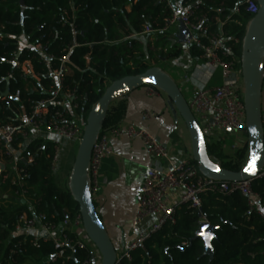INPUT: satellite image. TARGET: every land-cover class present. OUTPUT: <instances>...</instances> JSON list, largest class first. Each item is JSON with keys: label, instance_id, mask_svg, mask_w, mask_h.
I'll return each mask as SVG.
<instances>
[{"label": "trees", "instance_id": "1", "mask_svg": "<svg viewBox=\"0 0 264 264\" xmlns=\"http://www.w3.org/2000/svg\"><path fill=\"white\" fill-rule=\"evenodd\" d=\"M179 8H193L205 16L204 26L219 32L216 17L230 16L228 30L238 38L235 50L241 54L243 36L253 18L242 5L244 0H176ZM239 7V12L234 11ZM172 11L162 0H0V120L18 124L30 115L32 107L46 101L48 113L64 111L62 96L54 101L55 70L65 61L63 90L74 91L77 113L86 122L91 108L98 102L106 87L127 75L144 72L152 67L141 50L138 36L148 28L157 45L167 48L170 34L161 29ZM154 33V34H151ZM41 44L44 52L29 46ZM209 43V35L201 38ZM172 45V44H171ZM195 55L201 56L193 44ZM178 44L168 48L164 59L179 57ZM50 56L49 63L45 58ZM20 64L29 62L32 74H25ZM9 86V96L1 94ZM18 98V100L15 99ZM125 96L109 108L103 130L122 123ZM71 118V116H69ZM207 140L210 158L231 171L244 167L249 153L248 136L234 151H225L221 143ZM24 138L17 136L11 143L18 150ZM58 142L52 137H39L23 151L18 168L26 173L25 196L18 185L12 184L16 174L0 171V264H81L91 257V250L60 246L45 237L37 240L30 234H14L23 215L37 214L56 226L79 213L67 184L60 187L54 173ZM11 160L5 143L0 140V157ZM252 190L259 194L264 207V178L254 180ZM25 200V202H23ZM30 204L34 207L33 210ZM261 210L249 212L248 198L239 191L230 194L209 193L202 198L200 208L179 206L173 222L145 241V250L131 252L129 260L123 254L119 264H264V216ZM215 228L211 241L214 256L205 253L202 238L196 237L201 222ZM75 238L74 233H70ZM63 251V255L58 253Z\"/></svg>", "mask_w": 264, "mask_h": 264}, {"label": "built area", "instance_id": "2", "mask_svg": "<svg viewBox=\"0 0 264 264\" xmlns=\"http://www.w3.org/2000/svg\"><path fill=\"white\" fill-rule=\"evenodd\" d=\"M166 2L172 14L166 19L165 26L161 31L169 32L172 26L177 27L179 20L189 28L193 34L190 41L199 46L204 60L205 67L197 68L203 70L207 68L209 79L216 73L221 76V82L217 85H208L207 80L204 85L196 91L194 96L188 102L194 113L200 127L202 128L206 139H216L220 133L247 135L246 111L244 104V82L241 67V54L235 50V45L239 43L238 38H231L232 43H227L229 39L224 40L219 32L210 31L209 26H204L205 16H200L195 9L186 8L181 10L176 0H162ZM242 5L251 14L255 15L259 9L258 0H244ZM239 12V7L234 11ZM216 19V18H215ZM217 21V20H216ZM230 21V16L226 17L220 23V29ZM153 32L146 29L144 33ZM209 35V43L202 42L201 38ZM24 46L38 49L42 52L44 47L41 44L26 43ZM50 56L45 58L49 63ZM68 56L62 57V65L59 70L53 72L56 80V88L53 90L51 101L57 96H62L61 103L64 111H56L49 114L46 101H40L32 107L29 116L21 119L18 124L3 123L0 120V140L5 143L7 153L13 155L11 143L17 136L27 137L30 131L37 134L49 135L55 139H70L79 141L83 134L84 122L76 115L78 104L76 103L75 92L65 93L63 90L64 67ZM21 65L25 74H32V67L29 62ZM147 94H157L152 85H147ZM264 88V87H263ZM154 112L146 111V118L153 117ZM71 116V118H69ZM262 122L264 124V89L262 92ZM127 135L129 137L141 138L153 156L154 162L147 168L145 178L142 182L135 214V223L140 224L149 217L155 220L146 232L141 233L123 253L127 259L131 260V252L140 248L145 250V241L153 234L159 232L167 222H173L176 209L179 206L200 208L203 196L209 193L230 194L233 191H239L248 198L249 212L261 210L264 216V207L260 204V196L252 188V180L239 182L219 181L206 177L198 168V165L192 158H178L171 155L167 146L161 143L155 136L145 129L136 128L133 125L117 126L101 131L92 150L89 175L91 179V189L94 194L99 187V172L103 159L113 153L110 145V137H120ZM236 148V146H235ZM57 156L54 159V165ZM26 177L23 169L18 168L16 176L12 179V184L18 185L21 196H25ZM264 178V169L260 172L259 178ZM206 221H202L204 223ZM61 229V233L56 235L55 231ZM18 234H30L38 238L45 237L52 239L60 246H69L72 249H89L88 243H92L86 235L83 226V220L80 212L73 219L66 218L56 226L44 220V216L35 213L31 218L23 215L20 223L16 226ZM39 231H42L41 235ZM70 233L76 235L71 238ZM83 237L87 240H83ZM63 255V251L58 253ZM101 255L91 252V257L85 259L81 264H100Z\"/></svg>", "mask_w": 264, "mask_h": 264}, {"label": "water", "instance_id": "3", "mask_svg": "<svg viewBox=\"0 0 264 264\" xmlns=\"http://www.w3.org/2000/svg\"><path fill=\"white\" fill-rule=\"evenodd\" d=\"M23 4V0H22ZM259 9L250 20L243 36L241 48V67L244 82V104L246 111V125L249 153L247 161L240 171L228 170L214 162L207 150V140L194 113L192 112L181 87L175 79L160 66H152L144 72L127 75L110 83L98 102L88 113L83 127V134L79 142L77 153L69 177V189L73 199L79 205V212L83 220L86 235L95 244L101 255L100 264H119L121 256L107 231V228L99 216L93 192L89 168L93 147L103 129L110 105L131 91L152 85L163 91L169 98L168 105L176 119L179 115L183 119L191 139L192 159L198 165L202 174L208 178L219 181L239 182L245 180H257L264 169V124L262 122V92L264 86V0H258ZM171 36L172 45L180 44L184 47L192 40L193 34L182 20ZM9 95V86L1 94ZM16 100L18 98L15 97ZM201 139L203 140V154H201ZM255 160V171L246 172L250 163ZM210 165L219 167L215 172ZM215 228L208 223L201 224V230L196 237L202 238L205 244V253L214 256L211 241L215 237ZM204 232L205 235H201ZM210 234L211 240L205 236ZM210 245V247H209Z\"/></svg>", "mask_w": 264, "mask_h": 264}, {"label": "crops", "instance_id": "4", "mask_svg": "<svg viewBox=\"0 0 264 264\" xmlns=\"http://www.w3.org/2000/svg\"><path fill=\"white\" fill-rule=\"evenodd\" d=\"M216 20L219 23L218 29L223 39H230L228 35V23L220 29V23L224 20V17L217 16ZM150 37L154 38L153 36ZM26 43L28 42L24 38H20L18 41L20 46H24ZM178 45L181 46L180 48L183 52H181L180 56L175 60L176 62L174 65L177 66L180 71L182 69L184 70H182L184 76L181 79L180 87L181 89L186 88L187 92L191 93V98L207 80H209L208 85L210 86L217 85L221 82L219 73L214 74L209 79L210 71L207 68L202 71L197 70V68L202 66L205 67V63L203 58L195 55L190 47L193 45L192 42H189L186 47L180 44ZM147 89L148 86L146 85L131 91L125 96L124 102L126 105V112L122 123L118 126L124 127L133 125L136 128L145 129L167 146L172 156L190 158V156L183 154V150L187 147H185L186 141L184 140V132L179 129V118L176 119L174 117L168 105V96L158 89L156 90L157 94L148 95ZM146 111L154 112L155 115L146 118L144 116ZM229 135L231 134L220 133L216 139L212 140L218 141L224 145H229V143H227V139L230 138ZM234 135L236 136L235 143H238L232 145L238 148L244 141L245 136ZM48 136L49 135L37 134L30 131L27 137L24 138L25 141L21 144V147L18 150L12 149L13 155L11 160H6L2 156L0 157V171L17 174L18 162L23 158L22 154L27 145L36 138H46ZM56 140L61 144V149L58 145L54 173L58 185L60 187H65L66 179L71 173L75 159L76 142L70 139ZM110 145L113 149V153L106 156L102 161L98 178L99 187L96 192H94L93 197L99 216L107 228L118 255L121 256L127 247L135 241L141 233L149 229L155 220L154 217H149L140 224L135 223L140 188L145 178L146 170L154 162V159L146 148L143 140L138 137H129L127 135L120 137L111 136ZM232 145L230 146L232 147ZM236 148L234 147V149ZM59 150L61 151L60 157ZM63 156L67 158V162L59 178L56 173L59 168H57V164L59 159L61 160ZM23 202H25V200H23ZM30 207L33 210L34 207L31 204ZM33 212L35 214L34 210ZM60 231L61 229H57L55 231L56 235H59L61 233ZM18 233L20 232L14 231L13 235ZM39 233L41 235L43 234L42 231H39Z\"/></svg>", "mask_w": 264, "mask_h": 264}, {"label": "rangeland", "instance_id": "5", "mask_svg": "<svg viewBox=\"0 0 264 264\" xmlns=\"http://www.w3.org/2000/svg\"><path fill=\"white\" fill-rule=\"evenodd\" d=\"M175 31H176V25L172 26L171 29L169 30L168 33L170 34V37L174 34ZM149 34L150 33H142L138 36V39L140 40L139 45H140L141 50L138 51L136 54H141V53L146 54V59L150 65L160 66L161 68H163L167 73H169L175 79V81L180 86V82H181V79L183 78L184 74L182 72L183 69L180 71L179 68L174 65L176 62L175 60L178 57L168 58L166 60L162 57V54H165L166 51L168 50V48L172 47V45L167 44V48L163 49L162 46L157 45V43L155 41L156 39L151 38L149 36ZM151 34H154V33H151ZM179 47H181V46H179ZM190 47L192 48L193 45H191ZM181 52H183V50H181ZM161 92H163V91H161ZM182 92H183L185 98L187 99V101L189 102L191 100V93H188L186 88H182ZM76 115H78L77 111H76ZM178 122H179V129H181L184 132V137H185L184 140L186 141L185 147L187 146L186 149L183 150V154L190 156V158H192V147H191V142H190L191 141L190 134H189L188 129H187V127H186V125H185V123H184V121L180 115H179V121ZM229 136H230V138L227 139V143H229V145L221 144V146L223 147V149L225 151L234 152L237 148L234 149L235 146H233L232 144L236 145L238 142L235 143L236 136L234 134H231ZM189 139H190V141H189ZM75 142H76V145H75V156H76L80 140L75 141ZM58 145L60 146V149H61V144L58 143ZM230 145H232V147ZM60 156H61V151L59 150V157ZM66 162H67V158L64 156L62 157L61 160L59 159V162L57 164V168L58 167L59 168L56 172L57 176L59 178L63 173L64 166H65ZM69 177H70V174L68 175V177L66 179V182H65L66 185L69 183ZM81 238L87 242V240L83 237V235L81 236ZM88 247L91 250V252H95L96 254L99 253L98 249L96 248V246L93 242L88 243Z\"/></svg>", "mask_w": 264, "mask_h": 264}, {"label": "snow or ice", "instance_id": "6", "mask_svg": "<svg viewBox=\"0 0 264 264\" xmlns=\"http://www.w3.org/2000/svg\"><path fill=\"white\" fill-rule=\"evenodd\" d=\"M201 154H203V140L202 139H201ZM210 167L215 172H219L220 171L219 167H217L215 165H210ZM245 171L246 172H252V173H254V171H255V160H253L250 163L249 167L246 168ZM201 235H205V233L204 232H201ZM205 239L206 240H211L212 239V236L210 234H208V235L205 236ZM209 247H210V245H209Z\"/></svg>", "mask_w": 264, "mask_h": 264}, {"label": "flooded vegetation", "instance_id": "7", "mask_svg": "<svg viewBox=\"0 0 264 264\" xmlns=\"http://www.w3.org/2000/svg\"><path fill=\"white\" fill-rule=\"evenodd\" d=\"M18 66V65H17ZM9 96V95H8ZM7 97V96H6ZM2 98H5V97H2Z\"/></svg>", "mask_w": 264, "mask_h": 264}]
</instances>
